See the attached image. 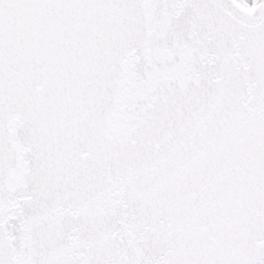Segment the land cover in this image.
I'll return each instance as SVG.
<instances>
[{
  "label": "snow or ice",
  "instance_id": "6c2138e0",
  "mask_svg": "<svg viewBox=\"0 0 264 264\" xmlns=\"http://www.w3.org/2000/svg\"><path fill=\"white\" fill-rule=\"evenodd\" d=\"M0 264H264V0H0Z\"/></svg>",
  "mask_w": 264,
  "mask_h": 264
}]
</instances>
